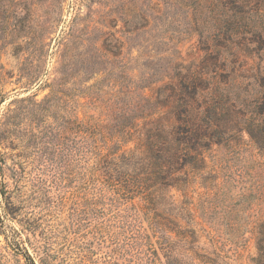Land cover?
I'll list each match as a JSON object with an SVG mask.
<instances>
[{
	"label": "rangeland",
	"instance_id": "obj_1",
	"mask_svg": "<svg viewBox=\"0 0 264 264\" xmlns=\"http://www.w3.org/2000/svg\"><path fill=\"white\" fill-rule=\"evenodd\" d=\"M139 72L162 77L145 93L164 123L179 112L171 88L196 81L186 108L205 162L181 191L141 159L150 124L116 140ZM263 92L264 0H0V264H167L155 211L192 228L198 253L264 264V142L246 133ZM241 184L249 201L206 211Z\"/></svg>",
	"mask_w": 264,
	"mask_h": 264
},
{
	"label": "trees",
	"instance_id": "obj_2",
	"mask_svg": "<svg viewBox=\"0 0 264 264\" xmlns=\"http://www.w3.org/2000/svg\"><path fill=\"white\" fill-rule=\"evenodd\" d=\"M156 74L157 73L139 72L138 74L129 77L125 91L127 111L124 115L123 121L118 125L116 124V127L118 128L117 132H120L121 134V139H119V135L116 137V140H124L122 138H126L128 135L130 136L131 130H136L138 123H143L144 125L146 123L150 124L146 129L147 134L144 133L145 151L143 154L145 155L146 152L148 155L141 159L153 160L152 164L157 170L156 174L161 176V184L163 187L168 186L181 191L183 184L188 182L191 169L197 168L198 162H205V158L203 154L199 152L197 145L202 144L199 140L206 135L205 133L200 132V125L192 118V115L196 118L198 113L189 114L190 109L189 107L186 108L188 106L187 99L192 98L190 95L194 93L196 81L192 77L183 75V77L178 79V83L183 89H185V91L183 92L182 89L177 90L171 88L172 93L168 96L175 99L179 107V112L175 114L174 119L171 121L167 120L166 123H164L159 117L153 118L154 114L159 112L162 104L159 103L156 98L145 93V89L149 84L162 80V77ZM50 86L53 87V84ZM187 91L189 92V98L186 96ZM254 102L256 119L254 121L253 129L246 131V133L257 144V142H264V92L260 93V95L254 99ZM113 108L117 111V107L114 106ZM117 113H119V110L116 114ZM261 146L262 145L258 148H261ZM262 148H264V145ZM258 163L260 166L264 167V161L259 160ZM178 171L180 173L176 175ZM179 176L181 178L183 177L180 180L182 183L176 181V177ZM262 186V184L257 185L256 196L253 197L256 199V208L264 206V193H262ZM206 187L207 190L205 193L208 195V201H213L209 200V197L217 200L218 197L223 195V184L222 186H220V184L215 185L214 190L210 185ZM234 187H236V185H234ZM236 188L235 195H229L221 199L223 203H220L222 205L220 203H211L209 206L206 205L204 207L206 211L210 213L226 212V209L236 205L239 199L249 201L250 194H246L248 188L245 189L242 184ZM172 196L174 195L167 194L168 198ZM200 196L202 195L200 194ZM224 201L228 202L226 203L227 206L224 204ZM241 203L245 204L243 202ZM231 220L232 219H218L220 222L219 224L234 227L236 222H232ZM261 223L264 224V221H261ZM150 224L153 229H158L155 231L159 234L158 236L160 237L162 245L161 251H159L163 254L167 264H224V262L222 263L218 261L217 257L219 255H216V257L213 258L198 253L195 250V244L197 242L195 240V232L192 228L188 227V225H183L171 216H162L160 213H156V211L155 217L153 216L150 220ZM262 233V242L256 243V249L262 260H264V230ZM147 238L148 236L146 235H143L142 237V239ZM152 253L154 254V252ZM196 259H199V262H197ZM25 264L37 263L30 255H28V253H25Z\"/></svg>",
	"mask_w": 264,
	"mask_h": 264
}]
</instances>
